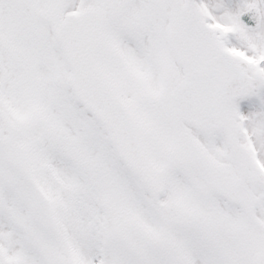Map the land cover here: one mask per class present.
Returning a JSON list of instances; mask_svg holds the SVG:
<instances>
[{
	"label": "snow or ice",
	"instance_id": "6c2138e0",
	"mask_svg": "<svg viewBox=\"0 0 264 264\" xmlns=\"http://www.w3.org/2000/svg\"><path fill=\"white\" fill-rule=\"evenodd\" d=\"M0 264H264V0H0Z\"/></svg>",
	"mask_w": 264,
	"mask_h": 264
}]
</instances>
